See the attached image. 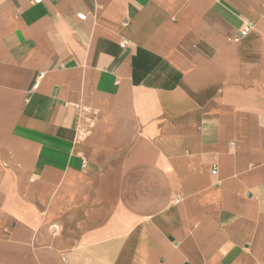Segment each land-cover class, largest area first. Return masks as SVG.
I'll use <instances>...</instances> for the list:
<instances>
[{
	"label": "crops",
	"instance_id": "0c3cea01",
	"mask_svg": "<svg viewBox=\"0 0 264 264\" xmlns=\"http://www.w3.org/2000/svg\"><path fill=\"white\" fill-rule=\"evenodd\" d=\"M0 264H264V0H0Z\"/></svg>",
	"mask_w": 264,
	"mask_h": 264
},
{
	"label": "built area",
	"instance_id": "2783aa9c",
	"mask_svg": "<svg viewBox=\"0 0 264 264\" xmlns=\"http://www.w3.org/2000/svg\"><path fill=\"white\" fill-rule=\"evenodd\" d=\"M40 2H42V0H33L34 4H39ZM76 17L79 20L85 19V15H83V14H77ZM247 31H248V28L242 29V31L239 33V37L244 36L247 33ZM125 45H126V42L123 41L121 43V46L123 47ZM37 87H38V84H35L33 89L36 90ZM77 112H78L79 117L85 113H86V115L89 114V115H87L88 117L83 120V124L77 125V127H76L77 138H78V140L81 141V140H84L86 138V136L89 134L90 129L95 126L96 121H95L93 114L90 112V110L78 107ZM215 173H216V169L213 168L212 174H215Z\"/></svg>",
	"mask_w": 264,
	"mask_h": 264
}]
</instances>
